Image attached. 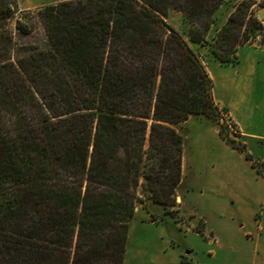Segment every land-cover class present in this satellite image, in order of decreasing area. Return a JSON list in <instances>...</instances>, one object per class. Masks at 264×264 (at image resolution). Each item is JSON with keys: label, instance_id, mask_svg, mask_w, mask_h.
I'll return each mask as SVG.
<instances>
[{"label": "trees", "instance_id": "trees-1", "mask_svg": "<svg viewBox=\"0 0 264 264\" xmlns=\"http://www.w3.org/2000/svg\"><path fill=\"white\" fill-rule=\"evenodd\" d=\"M13 5L0 0V264H123L136 204H170L180 182L172 125L218 110L169 14L231 63L264 44V1L63 0L34 15L43 45L13 40Z\"/></svg>", "mask_w": 264, "mask_h": 264}, {"label": "rangeland", "instance_id": "rangeland-1", "mask_svg": "<svg viewBox=\"0 0 264 264\" xmlns=\"http://www.w3.org/2000/svg\"><path fill=\"white\" fill-rule=\"evenodd\" d=\"M59 1L14 0L13 16L2 23L16 43L43 45L45 33L34 15ZM167 20L199 55L218 110L214 119L193 115L172 125L182 136L180 182L170 204H136L123 264H264V51L254 38L238 48L235 62L221 63L207 44L189 39L179 12ZM17 21L27 30H19ZM230 115L259 139L247 134L245 144Z\"/></svg>", "mask_w": 264, "mask_h": 264}, {"label": "crops", "instance_id": "crops-1", "mask_svg": "<svg viewBox=\"0 0 264 264\" xmlns=\"http://www.w3.org/2000/svg\"><path fill=\"white\" fill-rule=\"evenodd\" d=\"M264 10L263 9H256L255 10V14H256V16L262 21V23L264 24V12H263ZM263 12V14H261ZM228 14V12L226 11V13L224 14V17H225V15H227ZM246 45L247 44H249V42H247V43H245ZM252 44H256V48H259V50L261 51V50H263L264 51V44H262L260 41H259V39H258V37H256V41L255 42H253ZM244 45V44H243ZM258 46H260V47H258ZM231 116V115H230ZM231 118H232V116H231ZM233 119V118H232ZM234 120V119H233ZM234 122L237 124V126H238V129H239V133H240V136L242 137V139H243V142L245 143V137H246V135L248 134V135H250V136H252L253 138H255V139H259V135H256V134H254V133H248V132H245V130L242 128V126H241V124L240 123H238L236 120H234ZM246 144V143H245Z\"/></svg>", "mask_w": 264, "mask_h": 264}]
</instances>
